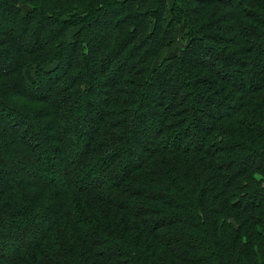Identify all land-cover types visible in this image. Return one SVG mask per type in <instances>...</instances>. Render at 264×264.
Here are the masks:
<instances>
[{
	"label": "trees",
	"instance_id": "trees-1",
	"mask_svg": "<svg viewBox=\"0 0 264 264\" xmlns=\"http://www.w3.org/2000/svg\"><path fill=\"white\" fill-rule=\"evenodd\" d=\"M10 55L0 132L67 168L0 186V264H264V0H0Z\"/></svg>",
	"mask_w": 264,
	"mask_h": 264
},
{
	"label": "rangeland",
	"instance_id": "rangeland-1",
	"mask_svg": "<svg viewBox=\"0 0 264 264\" xmlns=\"http://www.w3.org/2000/svg\"><path fill=\"white\" fill-rule=\"evenodd\" d=\"M232 2H236V0H230ZM23 13H25L26 9L25 7H21ZM7 12V11H6ZM109 16V20L105 23V27L109 26L112 22V17L111 15H108ZM7 25H9V23H7ZM103 25V26H104ZM95 29L93 30V33L91 35L93 36H96L99 31L101 30V27L100 26H96L94 27ZM68 35L70 36L71 35V32L68 33ZM31 37L28 38V39H25V41H23V44L26 45V46H29L31 44H33L35 42V40H33V37L32 35H30ZM178 49H179V46L177 43H175V45L171 48H169L168 50H164L159 61L162 60L163 58L167 57V56H172L174 55L175 53L178 52ZM13 55H10L8 58H0V67H7V66H10V62H11V57ZM156 66L158 65L157 63L155 64ZM154 66V67H156ZM25 72V75L24 77L25 78H30V75L32 74V72ZM257 72H260L259 70ZM256 72V73H257ZM254 73V74H246L244 80H243V83L244 85H246L245 83L248 82L250 83L251 80H256L257 77L259 76V74L257 73ZM240 87V86H239ZM159 90L157 89H154L153 92L150 93V95L148 96V99L146 101V106L144 108V110L147 112L148 111V107L149 106H152V104L154 103L153 100L155 99L154 97L156 95L159 94ZM101 96L103 97V94L97 90L96 93H95V97L96 96ZM191 103V102H190ZM206 104V107H207V110H212V114L213 115H216L218 114L217 111L219 113L221 112H224V108L220 107L219 110H215L214 109V106L213 105H208ZM95 106H97L98 109H100V104L99 103H96ZM222 108V109H221ZM152 115V114H151ZM148 120H147V123H146V126L144 125V130L143 131H140V135H142L143 133L145 134H148V135H151V131L149 130L150 127H149V123L151 122V118L153 117H150V112H148ZM96 114H95V111L94 109L90 108L89 112L87 113V116H86V122L87 124L90 123L91 120H95L96 119ZM10 117H6L4 120L5 123H2L3 125H7L8 124V128H5L4 129V132H0V159L4 160L5 163H6V170L9 172L8 173V176L5 178H1L0 177V186L5 184V183H14V182H18V181H25V180H32V179H35V180H38V181H45L46 179H55L56 176L58 175L59 172H63L66 168H67V165L65 163H61L58 167H57V171L56 170H51L49 169V165H51V157L54 156V152H50V153H47L46 156L50 157V158H46L45 157H42L40 154L38 156V153L37 151H35L33 148H31L30 146H27L25 145V147L23 149H18V148H11L12 146L9 144L12 140H17L19 141L20 140V132L23 128L25 127H31V131L29 132L28 136H31L34 134H37L38 130L34 127V119H29L28 121L26 120L25 123H23L20 127H18L19 129L14 131L13 127H10L9 126V123L8 121H10L9 119ZM88 121V122H87ZM7 123V124H6ZM84 124V123H83ZM86 124V125H87ZM86 125H84L86 127ZM44 126V125H43ZM69 128H73V125L70 124L68 126ZM83 128V131H86V128ZM42 126H40V129L41 131L42 130ZM44 132V131H43ZM41 135H44L43 133H40ZM38 137H40L38 135ZM40 139V138H39ZM78 139L79 138H74V140L72 141V143L70 144H67L64 150V154H63V157L64 158H67V160L70 158H74L75 155L77 154V152L81 151V142L78 143ZM41 141L42 143H45L47 142V140L44 138V136L41 138ZM82 141V140H81ZM3 147V148H1ZM140 148V149H139ZM135 151L138 153H140L141 151V146H138L136 145L135 146ZM57 156V154H55ZM136 156L133 155V156H130L129 157V161L128 163L132 164V160L135 159ZM54 159L52 158V161ZM57 160V159H55ZM58 161V160H57ZM59 162V161H58ZM32 165H36V167L39 169L38 171H34L33 169V166ZM54 172H57L54 173ZM93 178V177H92ZM92 178L88 181V182H93ZM39 227L37 224H34V226L32 225V227ZM39 229V228H38ZM24 230L27 231V233L20 235V237L16 240H10L9 243L6 244V246H0V254H3L4 256H7L9 257L12 252L14 250H16V248L20 247L21 245L24 246V244L28 243L29 240H31V237L29 236L28 234V230L27 229H22L19 231L17 230L16 228L14 229H9V232L10 233H14V234H20L21 232H23ZM36 231V229H34V232ZM20 232V233H19ZM32 234V233H30ZM3 235L5 236L6 233L3 232ZM2 237V236H1ZM0 237V238H1Z\"/></svg>",
	"mask_w": 264,
	"mask_h": 264
}]
</instances>
